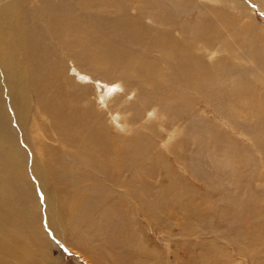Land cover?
I'll return each instance as SVG.
<instances>
[{
  "label": "bare ground",
  "instance_id": "bare-ground-1",
  "mask_svg": "<svg viewBox=\"0 0 264 264\" xmlns=\"http://www.w3.org/2000/svg\"><path fill=\"white\" fill-rule=\"evenodd\" d=\"M246 4L249 8L257 6L264 11V0H244V3H235L234 6L240 12L241 18L251 13L245 7ZM162 7L155 0L0 1V76L4 83L5 95L7 98L10 97L7 94L10 89L12 90L13 97L8 100L15 99L16 119L18 122L21 121L24 130L28 129L25 121L29 118L32 103H35L39 109L37 115L49 123L54 142L59 146L58 149H45L43 157L41 156L44 158L43 163L39 164L35 158L32 165L34 178L40 187L46 205H49L46 213V227L58 238L67 233L80 237L81 240L72 241L74 242L72 248L83 253L85 251L80 246L83 241L85 243L86 240L89 243L91 240H96L99 243L93 249L94 253L97 251L101 255L99 261L105 257L106 264H118L121 261L117 253L114 252L111 255L104 251L103 236L108 235L111 240L117 239L111 241L113 244L116 243L126 249L128 264H150L143 261V258H141L143 262L134 261V253L150 261L156 256L159 257L157 251L145 247L138 248L137 245L130 244V241L135 238L125 235L126 230L130 229L139 218L152 217V207L139 193L140 188L135 189L134 183L130 181L138 178L142 180L141 176L144 177L145 174L144 167L151 173H146L147 177H153L154 170L152 166L154 162L151 159H153L152 151L155 145L152 144L150 147V137L148 142L147 137L139 135L141 132L138 131L140 128L137 124L138 111L142 113L149 111L150 114H155L157 110H153V105L158 103L161 108L163 106L165 109L163 113L157 111L158 115L161 117L165 115L169 120H174L181 115L178 110L172 109L170 102H173L180 93L178 87L189 88H181V93L193 92L199 97L210 99L212 96L217 97V94L221 92L219 90L213 94L216 84L219 83L221 87L227 83L228 87H224L228 89L225 91L230 93V98L227 99H232L233 102L237 99L246 106L252 120L258 126L259 135L262 136L261 139L255 138V142L258 143L261 151L264 149V58L262 66L251 65L253 69L250 68L249 74H246L247 71L241 72L235 69L236 66H233L232 62L233 60L239 61L236 55L231 59L225 56L216 64L203 62L196 51L208 50V45L216 44L220 40L224 41V36L217 29V27L220 28L219 24L214 23L216 19H207L197 34H192L191 24L178 25L175 23L179 30L180 40H170L168 39L170 28L175 26L168 29L166 26L168 24H164L161 25L162 29L156 31L150 29V25L146 23L149 18L155 24L168 21V14L171 13ZM133 10L136 17H131L129 14ZM215 12L218 13V11ZM238 20L236 23L239 22ZM243 29L247 37L255 33L253 31L257 28L248 19V26ZM144 33L149 35L143 38ZM76 47H79L78 50H75ZM221 49L227 55L232 53L229 52L231 47L228 43L224 44ZM155 51L162 54L163 57L160 58L165 60L164 68H157V66L155 68L154 60H149L153 58H147L148 54ZM67 58L78 60L80 66L88 65L87 69L92 68L99 72L97 75L100 77L98 78L102 80L99 83L104 86L103 94L107 99L113 95L118 96L120 94H116L118 92L130 93L128 96H131L133 92H130L132 91L130 89H133L135 97L132 96L137 102L134 101L133 106L127 107L120 105L118 100L122 97H117L112 100L108 108L103 109L105 102L101 103V108H98L81 91L90 87L80 88L75 84L73 91H69L73 83L66 84L67 81L65 83L62 81L65 78L64 60ZM247 60V63L257 62L259 64L258 58L250 53L247 55ZM101 65H108V67L100 71L98 67ZM230 66L234 68H231L233 71L228 72L227 68ZM119 67L123 68V72L119 73L122 80L117 81L115 70ZM92 69L90 72H93ZM79 74L86 77L85 73L79 72ZM97 79L93 81L98 82ZM107 79L112 81L105 82ZM249 80L251 81L248 82ZM223 82L226 83L223 84ZM97 85L98 83L96 87ZM92 87L95 86L92 85ZM0 89H2L1 85ZM128 96L127 94L123 96L124 104H127ZM224 99H226L224 95L217 97L218 102ZM211 102L213 106L218 103L212 98ZM2 111H0V189L2 188L0 206L3 212H8L16 218L17 222L14 227L16 232H21V229L28 226L27 234H30V237L27 236V245L33 244L37 248L36 239L46 235L38 224L41 216L32 214L31 199L33 202L34 200L31 193L23 191L26 187L20 178L23 173L17 169V159L21 152L18 148L14 151L12 147L11 131L5 126L7 118L4 117ZM128 112L130 118L120 117V114H128ZM107 114L112 123L111 129L116 130L120 123L123 125L131 123L135 126L136 131L133 132L134 134L130 133L132 135L130 139H122L118 134L117 137L108 136L107 129H104L102 125L103 118ZM221 136L213 135V138L218 142L223 139V142L228 143L223 134ZM125 140L128 141L127 143L131 142L129 143L131 147H126L127 143L123 142ZM169 150H174L172 154L180 157L175 146L169 147ZM146 151L150 154L149 166L140 163ZM14 152L15 155H12ZM63 159L70 165L69 167L60 165ZM71 169L80 173L75 175L73 173L70 177L68 174ZM129 169L132 171L126 173ZM140 169L142 171H139ZM93 172L101 177L92 178ZM2 173L4 176H1ZM130 174L133 179L129 180L127 175ZM102 183H107V186ZM82 184H86L83 189H81ZM59 185L63 188L60 189ZM115 185L119 186L118 190L113 189ZM85 187L87 188L84 189ZM262 193L264 194V190ZM258 213L260 217H253V214L252 217L249 216V225H256L252 221L260 218V223L264 226V215L261 216L263 212ZM33 219L35 223L32 222ZM98 220L106 222V231L103 236L99 232V226L95 225ZM257 224L258 227V221ZM117 234L119 236H116ZM76 236L74 238H77ZM140 238L143 239L142 236ZM12 240L10 235H3V238H0V249L5 248L4 255L16 258L15 254L6 250ZM131 249L133 255L130 253ZM97 260L95 262H98ZM0 264H5L4 260H1ZM152 264H154L153 261Z\"/></svg>",
  "mask_w": 264,
  "mask_h": 264
},
{
  "label": "rangeland",
  "instance_id": "rangeland-1",
  "mask_svg": "<svg viewBox=\"0 0 264 264\" xmlns=\"http://www.w3.org/2000/svg\"><path fill=\"white\" fill-rule=\"evenodd\" d=\"M155 1L160 7L163 6L162 8L168 9L171 14H168V21H163V24H155L151 18L147 19L146 23L150 25V29H155L156 31L162 29L163 26L161 25L164 24H168L166 25L168 29L171 26H175L174 28H170L168 36L170 40H180V36L178 35L179 30H177L175 23L178 25L191 24L192 34H197L207 19H216L214 23L217 22L219 24L220 28L217 27V29L224 36V41L220 40L216 44L208 45V50L196 51V54L201 57L203 62L216 64V62L225 56L231 59L236 55L239 61L233 60L232 63L234 65H232L236 66L235 69L241 72L247 71L246 74H249L251 69H253L251 65L255 67L263 65L264 11L257 6L249 8L246 4L245 7L251 13H248L247 17L241 18L240 12L234 6L235 3H244V0ZM215 11H218V13ZM129 14L131 17H134V10L130 11ZM248 19L252 21L257 29L253 31L255 32L253 33L254 35L245 37L246 33H243V28L248 26ZM185 20L187 21L182 23ZM236 20L239 22L236 23ZM151 21L153 23H150ZM148 33H144L143 38L149 35ZM226 43L231 47L229 50V52H232L229 54L230 56L221 49ZM78 48L76 47L75 50H78ZM249 53L253 57L258 58L259 64L257 62H246L248 61L247 55ZM160 57H163L162 54L155 51L148 54L147 58H153L149 60H154L155 68L156 66L157 68H164L165 64L163 62L165 60H161ZM64 62L65 78L62 81L64 83L67 81L66 84L73 83V86L68 89L69 91H73L72 88L75 84L80 88L90 87L87 90L81 91L98 108H101L100 105L104 102L105 107L102 108H108L112 100L117 97H122L121 100H118L120 105L127 107L134 105L135 92L133 89H130L132 90L130 92H133L131 96H128L130 93H126L129 99L127 104H124L125 99L123 96L126 95L124 92H118L116 94L120 93V96L113 95V97L107 99L103 94L104 86L99 83L102 80L98 78L100 77L97 75L98 71L92 68L87 69V64L85 67L84 65L80 66L78 60L67 58ZM233 66L228 67L227 71H233L231 70V68H234ZM107 67L108 65H101L98 69L101 71ZM90 69L93 72H90ZM79 72L85 73L86 77L81 76ZM121 72H123L122 67L115 70L117 81L122 80L119 76ZM111 76L113 77L112 74ZM92 77H94L93 79L98 78V82L93 81ZM110 81L112 80L107 79L105 82ZM94 83H98L97 87ZM225 83L223 82V84ZM0 85L2 88L0 89V108H3L1 110H3L4 117L7 118L5 126L11 131L14 151L18 148L21 152L19 155L16 153V155H18L17 169L23 173V176L20 178L26 186L23 191L24 193H31L34 200L33 202L31 199V205L33 204L32 214L41 216L40 223L38 222V224L43 229L44 235H46L40 237V239H36L37 248L33 244H31L32 246L27 245V236L30 237V234H27L28 226L21 229V232H16L14 230L17 222L16 218L8 212H3L0 206V238H3V235H10L12 237V243L6 250L16 255V258L4 255L3 251L5 248H1L0 261L4 260L5 264H106L107 259L105 257L99 261L101 255L97 251L94 253L95 250L93 249L99 243L96 240H91L88 243L84 238L85 243L83 241L80 246L87 253H83L76 248H72V244L74 243L72 241H79L80 237L75 235L77 238H74L75 236L67 233L63 237L58 238L46 227V213L49 205H46L40 187L34 178L32 165L35 158L39 164L43 163L44 158L42 157L45 149H58L59 146L54 142V136L50 132L49 123L45 122V120L43 121L37 115L39 109L35 103H32L29 118L25 121L28 129H23L21 121L18 122L16 119L15 99L13 98L12 101L8 100V98L13 97V92L10 89L7 94L10 97H6L1 76ZM92 85L95 87H92ZM218 87L219 89H217ZM221 87L219 83L216 84L213 94L221 90L217 94V97L224 95L226 99L218 102L217 97L212 96V100L218 102H214L216 106L211 104L213 102H211V98L199 97L193 92H183V94L181 90L189 88L181 87V89L178 87L180 93H178L177 98L173 102H170L172 109L178 110L181 115L179 114V118H174V120H169L165 115L163 117L158 115L157 111L159 113L165 111L164 107L162 106L161 108L158 103L153 105V110H157L155 114H150L149 111H143V113L138 111L137 124L140 126L138 131L141 132L139 135L142 134L147 137L148 142L150 137V147H152V144L155 145L154 152L152 151L153 159H151L154 162V165H152L154 166L153 177H147V174L151 173L144 167L145 174L144 177L141 176L142 180L140 178L130 180L133 179L131 177L132 174L127 175V178L134 183L135 189L140 188L139 193H141L145 202L152 207V217L149 219L139 218L130 229L126 230L125 235L135 238V240L132 239L133 241H130V244L137 245L138 248L145 247L157 251L156 253L159 257L156 256L152 260L154 264H264V226L261 225L260 218L254 219L252 222L258 225V221L261 228L256 225H249V216L260 217L258 213L260 211L263 212L261 216L264 215V194L262 193L264 190V149L261 151L258 143L255 142L256 139H261L262 136L259 135L258 126L252 120L251 114L247 111L242 101L240 103L237 99L235 102L232 99H227L230 98V93L225 91L228 90L225 89L228 87L227 83ZM109 100L111 102L108 103L107 101ZM139 109L142 110V108ZM231 113L234 114L230 117ZM126 114H120V117L127 116V118H130V113ZM150 117L152 118L150 119ZM109 118L107 114L102 121L104 129H107L108 136L117 137L121 135L122 139H130L132 136L130 133H135V126L131 123L129 125L127 123L125 125L120 123L117 125L116 130L111 129L112 123L109 121ZM222 134L228 140V143L223 142V139L218 142L213 138V135L221 136ZM123 142L126 144L128 141L125 140ZM129 143L126 144L127 148L131 147ZM168 146L170 148L175 146L178 150L177 154L180 157L174 156L172 153H174L175 149L170 151ZM146 152L140 159L141 162H138L141 165L144 163V166H149L151 163L149 160L150 154L149 151ZM13 154L15 155V152ZM64 160L61 161L60 165L69 167L70 165L65 163ZM132 167L134 168V166ZM142 169L139 171H142ZM130 171L132 170L129 169L126 173ZM73 173L75 175L80 172L72 171L71 169L68 175L72 177ZM93 173L92 178L101 177L98 173ZM1 176H4V173ZM61 176H63L62 173ZM85 185L82 184L81 189ZM102 185L107 186V183H102ZM59 188L62 189L63 186L59 185ZM118 188V185L113 186V189L118 190ZM1 191L2 188L0 189V193H2ZM239 219L244 220L245 224L241 220L239 221ZM32 222L35 223V220L33 219ZM95 225L96 227L99 226V232L103 236L106 231V222L98 220L95 222ZM116 236L119 235L117 234ZM140 236H142V240ZM103 240L104 251L111 255L114 252L117 253L121 259L118 264H128L126 249L121 245L112 243L117 239L113 238L111 240V237L108 235L103 236ZM26 245L29 246V249ZM90 250L91 254H89ZM130 253L133 255L132 249ZM141 258L146 263L152 264L150 259L137 256L134 253V261H142ZM95 260L98 262H95Z\"/></svg>",
  "mask_w": 264,
  "mask_h": 264
}]
</instances>
